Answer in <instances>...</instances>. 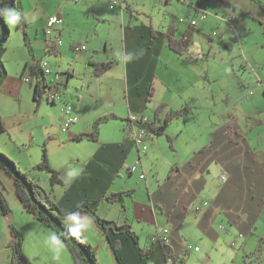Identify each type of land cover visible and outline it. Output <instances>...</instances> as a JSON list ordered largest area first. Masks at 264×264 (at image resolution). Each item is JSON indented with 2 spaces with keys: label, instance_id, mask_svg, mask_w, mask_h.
<instances>
[{
  "label": "crops",
  "instance_id": "obj_1",
  "mask_svg": "<svg viewBox=\"0 0 264 264\" xmlns=\"http://www.w3.org/2000/svg\"><path fill=\"white\" fill-rule=\"evenodd\" d=\"M4 1L2 0V2ZM227 1L230 6L221 2L226 7L233 9L228 14V20L225 19L227 15H223L222 19L226 20L229 25L228 28L233 27L232 31L236 33L237 16L235 11L241 6L235 3L234 0ZM27 2L35 3V7H44L40 11H44L46 15H43L41 21L44 17L45 20L46 18L48 20L50 15L59 14L57 12L52 13L59 0H19L18 5L14 7L21 13V21L16 29L22 33V38L20 37L18 43L23 50L20 55L17 54L15 49L16 54L13 53L14 51L9 53L8 49L11 47L9 45L5 47L2 56L6 64L7 75L0 83V114L5 123L6 131L0 133V150L6 152L20 167L24 166L25 169L23 170L28 171L34 180L40 182V177H42L43 185L51 191L52 196L63 211H71L86 200H99L97 203L98 209L103 203H107L109 206L103 205L109 208L110 211L114 209L117 213L116 219L112 220H117L121 224L129 223L139 238L140 246L144 249L151 248L148 255L142 257L131 238L122 234H113L112 240H117L120 246L117 251L120 258L119 262L109 238L96 224L91 214L87 211L79 212L82 218L87 217L91 221L90 226L82 231V235L87 238L89 234L90 239L93 240L88 239L92 246L96 242L97 250H95L96 253L97 251L99 253L100 264L103 261L104 264H170L169 260L165 259L159 240L154 239V236L164 228L170 229L171 240L169 244L173 247L175 254L183 256V250L186 248L184 246L186 234L182 228L189 219L191 220L189 218L191 207L197 205L195 203L203 196L202 193L209 184L208 189L211 193L208 194V198L204 199V201L208 200L209 202L208 204L203 203L201 206L203 212L198 215L200 219L196 224L201 234L209 239V246L204 252L199 253L201 251L200 247L193 245L194 251L198 254L196 257L191 255L188 261L185 259L186 264H213L210 248L214 247L215 241H219V230L217 228L224 227L222 225L224 218L237 227L241 237L251 233L256 228V221L259 214H261L260 212L264 209V142L261 141L264 137V129L257 132L261 133V137L257 139V142L254 141L252 134L251 139L247 135L248 132L254 130L256 125L264 124L262 119L264 111L257 112L252 109L249 112H243L235 103L241 102L242 104L243 101L245 104V100L261 102L262 99L259 95L257 100L248 99V96L243 98L242 96L237 101L232 102L229 106L236 105L234 106L236 113L232 115L231 119L228 118L221 126L215 123V127L211 129L209 135V142L199 149L196 147V151L184 163L178 164L176 159L168 160V169L163 176H159V168L156 163V160H159L156 149L157 144L152 147V150H148V143L144 138L147 131L142 135L144 144L147 145L145 151L128 136L125 126L127 124L126 119L129 118L131 113L145 115L149 121H152L155 108L162 102H167L168 108L172 109L184 106L192 107L197 106L204 96L203 86L199 83V80L197 82H180V79H174V74L170 72V70L176 69V66L170 62L178 64V60L187 61L189 55H193V53L189 54L187 50L185 34L181 36L169 30H159L154 27L152 19L149 26L144 25L141 27L143 40L138 42H136L135 36L139 25L128 26L129 28L123 27L120 54L112 59L111 68L100 75H95L91 62L102 61V59L89 58L88 64L91 66V70L86 69L85 78L76 83V96L78 99L74 102L70 99H64L66 104H71L72 112L79 116L78 122L72 123L67 131L62 130L66 133L69 131V138L73 134L90 130L94 120L104 113H115L119 116L116 119L117 122L112 124L115 129L109 131L105 127L103 130L100 126L99 140L93 142L95 144H87V148L84 147L89 151V155L75 157V164L81 165L75 169L76 171L72 172L68 169L64 171L63 167H56L66 184H52L49 172L44 170L39 172L35 168L36 164L41 161L42 154L33 159L34 155L31 153L30 146L27 145L26 141V137L32 133L34 128L29 127L28 132L21 129L18 130V133L11 134L7 123L8 118L11 116V119L15 118L14 123L16 126L21 127L20 123L23 121L38 119L41 111L52 103L45 97L46 88L50 86L47 83L46 74H44L43 81L41 74L37 76L31 71V67L38 68L37 61L44 58L39 55L35 47V40L38 39V29L35 28L34 34L31 32V25L27 19ZM109 2L110 8L116 9V5L111 7V0ZM119 4L122 6L123 1ZM259 5L261 4L259 3ZM262 9L264 11V8ZM195 11L196 16L203 13L197 7H195ZM231 13L234 14L233 20H229ZM62 17L63 23L57 25L56 30L60 36L63 35L65 24V17ZM260 21L262 22V20ZM197 25L198 21L196 20ZM43 30L45 33V27ZM43 37L45 40V54L63 53L65 48L59 49L58 45L53 51H48L46 49V33ZM170 38L179 40V43H181V40L185 41L182 53L173 49L170 45ZM63 44L64 40L61 45ZM112 44L114 45L112 49L115 51L116 44L113 42ZM25 45L29 47L26 54H24ZM32 48L33 50H31ZM107 48L108 40L105 51ZM87 49L86 46L85 49L80 50L85 51ZM99 52L97 50L96 54L99 55ZM121 56L122 60H119ZM67 70L69 73L66 86L70 77L76 74V69L72 72L69 71V68L63 71L67 72ZM262 75L264 76V71L263 74L257 75L256 79L260 92L264 93V79L259 77ZM55 78L57 89L61 91L58 84L64 81V77L60 75ZM176 81L181 83L179 88L175 86ZM94 82L97 85L95 89L92 88ZM37 83L41 87L44 83L48 85L42 90L39 101L35 93ZM86 84L87 88H85ZM91 90L95 91L91 93ZM250 94L252 95L251 91ZM102 96H105V98L99 99ZM8 99H12L15 109L2 115L3 107L9 108ZM105 100H108V102H103ZM90 101L93 103H90ZM180 101L181 106L179 107ZM98 104H102L104 107ZM193 113L194 110L191 114ZM243 115L251 121V126L247 123L245 129L241 124V116ZM64 119L65 117L62 114V122ZM102 130L105 131L104 134ZM109 132H112L111 135H109ZM216 166L217 169H221V172L218 171L217 173H220L222 178V183L217 186L212 183H215L219 177L211 179V174L215 171L212 167ZM172 167L174 169L172 174L169 175ZM60 168L63 170V174ZM147 168L150 174H148ZM138 169L141 170L139 177L144 181L143 184H137V187L133 188L130 179ZM67 171L70 172L68 177L66 176ZM142 175L144 176L142 177ZM120 190H132V193L126 195L123 201L110 202L101 199L105 193ZM138 192L144 193L141 198ZM146 193L148 194L145 195ZM17 199L16 201H18ZM22 211L19 210V212ZM13 214L12 220L14 221L0 222L2 227L0 229V264H11L13 249L10 246V240L13 235L10 224L12 223L24 235L23 250L29 258L30 264H74L73 257L58 229L44 225L35 218L36 221L42 223L41 226L45 230H39V226H36V224H33V227L27 225V223L19 225L16 216L18 211H14ZM218 218L221 221L220 227L215 224ZM136 222H138V225L135 224ZM51 233L57 234L63 243L62 251L58 256L53 245L48 241V235ZM143 241H145L144 245L141 243ZM186 250L188 249L186 248ZM238 255L239 253L232 254V264H239ZM241 255L245 257L243 253Z\"/></svg>",
  "mask_w": 264,
  "mask_h": 264
},
{
  "label": "rangeland",
  "instance_id": "obj_2",
  "mask_svg": "<svg viewBox=\"0 0 264 264\" xmlns=\"http://www.w3.org/2000/svg\"><path fill=\"white\" fill-rule=\"evenodd\" d=\"M121 1H123L122 6L117 3L115 4L116 9H111L109 0H59L58 5L52 10V13L57 12L65 17L64 31L61 36V38L63 37L62 41L64 40V44L58 45L59 49L65 48V50L63 53L58 54H45V40L43 37L45 33L43 29L44 27L46 28L47 18L45 20L44 17L43 21L40 20L43 15H46L44 11H40L44 7H35V3L33 2L26 3L27 19L31 25V32L34 34L35 28L38 29V39L35 40V47L39 55H42L44 59L49 61V68L52 71L51 74H46L47 83L54 85L57 83L56 76L61 75L64 77V81L58 84L61 89L60 98L62 97V99L59 98L55 103L46 106L41 111L38 119H30L29 121L20 123V126L23 128L16 126L14 123L15 118L11 119L10 116L7 122L8 130L11 134H14L18 133V130L21 129H25L28 132L27 129L29 127L34 128L32 133L29 132L31 134L26 137L27 145L30 146L31 153L34 155L33 159L43 154V149L46 147L48 160L53 169L58 170L56 167H63L64 171L68 169L74 172L77 167L81 166L75 164V157L88 156L89 151L85 149L87 148V144H95L88 141L76 142L68 140L69 131L67 133L62 131L61 120L63 106H67L73 111L71 104H66L64 99H70L72 102L78 99L76 96V83L85 78L86 69L91 70L88 59H102L105 61L114 59L117 57L116 55L120 54L123 27L129 28L128 26L134 27L138 24L139 29L135 36V40L138 42L143 40L141 27L144 25L149 26L151 19L154 27L159 30H169L181 36L185 34L187 50L189 54L193 53V55H189L187 61L178 60V64L170 62L176 66V69H172L170 72L174 74V79L178 78L180 82H197L199 80L204 91V96L197 106H192L194 110L193 114L174 119L169 123L163 134L150 135L147 133L144 136L148 143V150H152V147L157 144L156 149L159 160H156V163L159 168V176H163L166 173L168 160L176 159L178 164L184 163V161H187L193 155L196 147L199 149L205 143H208L211 129L215 127L214 124L216 123L221 126L228 118L231 119L232 115L236 113L234 106H239L243 112H249L252 109L257 112L264 111V93L260 92L256 79V76L260 73L263 74L264 71V26L259 22V20H264V11L256 0H234L235 3L241 6V8L235 11L237 16L235 23L237 27L236 33L232 31L233 27L230 26V29L228 28L229 25L226 21L228 20L230 10L233 8L226 7L219 0H170V2H166V0ZM195 7L201 9L207 17H201V13L196 16ZM223 15H227L225 17L226 20L222 19ZM192 19L198 21L197 26L191 24ZM17 25H8L10 33L4 46L10 45L11 47L8 49V52L12 53L14 51L13 53L16 54L15 50H17V54L20 55L23 48L20 47L18 42L20 37L22 38V33L16 29ZM107 40L108 48L105 51ZM112 42L116 44L115 51L112 49L114 46ZM78 43L86 44L88 49L85 51L76 50L74 45ZM25 46L24 54L29 50V47ZM241 49L244 52H241ZM97 50L100 51L99 55L96 54ZM120 58L119 60H122V56ZM68 68L70 72L76 69V74L70 77L69 83L66 86L69 72L68 70L67 72L63 70ZM259 77L264 79L263 75ZM41 78L44 79L42 74ZM175 84L176 88H179L181 83L176 81ZM96 87L97 85L94 82L92 88L95 89ZM85 88H87V84ZM94 91L91 90V93ZM258 95L262 99L261 102L245 100V104L242 101V104L241 102H236V105L233 107L229 106L242 96L243 98L248 96V99L257 100L259 99ZM103 98L105 96L99 99ZM103 102H108V100ZM8 103L10 104L9 108L3 107L2 115L15 109L12 99H8ZM90 103L93 102L90 101ZM179 103L180 107L181 101ZM98 105L102 106V104ZM262 115V119L264 120V114ZM115 122H117L116 118H112L103 122L100 126L103 130L107 127L109 131H112L115 129L112 124ZM247 123L251 126V121L245 115L241 116V124L244 129ZM261 129H264V124L256 125L252 132H248L247 136L251 139L252 134L255 139L254 141L257 142V139L261 137V133L257 132ZM111 133L109 132V135ZM168 136L172 139V144ZM262 138L261 141L263 143L264 137ZM0 152L6 154L2 150ZM18 166L20 167L19 164ZM212 168L215 171L212 172L211 179L219 177L212 184H216V186L220 185L222 178L221 174L217 172H221V169H217V166ZM21 169L24 171L25 167L23 166ZM62 169L60 170L61 172L63 171ZM147 170L148 174H150L148 168ZM38 171L41 172L43 170ZM69 171L66 172L67 177L70 175ZM24 172L28 173V171ZM140 172V169L136 170L130 179L133 188H136L137 184H143L144 180L139 177ZM28 175L31 177L29 173ZM0 177L5 184L6 189L4 191L11 206L9 216L5 217L0 212V222L14 221L12 220V214L14 211H18L16 216L17 220H19V225L27 223V225L33 227V224H36V226H39V230H45L41 226L42 223L36 221L31 214L26 212L21 201L19 199L16 201L18 197L15 194L13 180L5 175L4 171L0 173ZM40 179V182H37L47 190L51 198L58 204L52 196L51 191L43 185L42 177ZM209 186L210 184L203 191V196L200 200L195 203L199 205V209L196 208L197 205L191 207L189 214L191 220L189 219L182 228L186 234L184 246L188 249L184 248L183 256L187 261L191 255L192 257H196L198 254L194 251L193 245L200 247L201 251L199 253L204 252L209 246V239L203 236L196 226L200 219L198 215L203 212L201 206L206 201L209 202L208 200L204 201V199L209 197L208 194L211 193L208 189ZM142 194L144 193L138 192L140 198ZM103 204L109 206L107 203ZM103 204L100 206V209L97 208V213L108 220L116 219V211L114 209L110 211ZM19 210H23L25 213H22L23 211L19 212ZM260 213L256 221V228L245 237L240 236V232L235 225L227 222L225 218L223 219L222 225L224 227L217 228L219 230V241H215L214 247L210 248L211 255H209L213 260V264H232L231 257L233 253H239V264H264V209ZM135 224L138 225V222ZM215 224L217 227L221 226L219 218ZM84 238L90 243L88 240L90 239L89 234L87 238ZM90 240L93 241L92 239ZM141 243L144 245L145 241ZM93 247L96 249V242H94ZM97 257L99 261L98 251ZM102 264H104V261Z\"/></svg>",
  "mask_w": 264,
  "mask_h": 264
},
{
  "label": "trees",
  "instance_id": "obj_3",
  "mask_svg": "<svg viewBox=\"0 0 264 264\" xmlns=\"http://www.w3.org/2000/svg\"><path fill=\"white\" fill-rule=\"evenodd\" d=\"M221 1L224 2L226 5L230 6V3L227 0H221ZM257 1L261 4L262 8H264V4H263L264 0H257ZM166 2H170V0H166ZM18 3L19 0H15V4L12 8L18 5ZM2 20L5 21L3 17ZM260 23L261 25L264 26V21L262 22L260 21ZM6 27L9 30L8 25H6ZM8 36L9 33L7 34V38ZM180 42L181 43H179V40H174L173 38H170V45L173 47V49L177 52L182 53L184 50L185 41L181 40ZM53 50H48V51H53ZM4 51H5V46L3 43L0 45V83L7 75V69L2 59ZM112 64H113V60H107V61L102 60V61L91 62L93 73L95 75H100L106 72L108 69L111 68ZM31 71L37 76L42 74L44 77L45 74L44 70L40 66L38 68L31 67ZM45 87H48L46 83H44L43 87H41L39 83H37L35 93L38 101L40 100L39 97H41L42 90H44ZM192 112H193L192 107L184 106L181 108L172 109V108H168L167 102H162L155 108L154 119L150 123L144 126L147 133L160 135L165 132L169 123H171L174 119L187 116ZM118 117L119 116L115 113H104L103 115H100L94 120L92 128L90 130L73 134L69 138V140L76 142H80V141L97 142L100 138V125L103 122L108 121L109 119L112 118L117 119ZM126 121L128 123L129 118H127ZM125 127L127 129L128 136L132 138L128 125L126 124ZM4 131H6V127L2 119V116L0 114V133ZM170 139L171 138L169 137V140ZM134 142L136 143L135 140ZM171 144H172V139H171ZM0 156L2 158V160H0V173L4 171L5 175H7L9 178L13 180V186L15 189L16 196L21 201L26 212L31 214L35 219L39 220L44 225L54 227L55 229H58L62 233L64 242L73 257L74 264H90V263L99 264V261L95 248L90 243L87 242V240L84 238L82 233L79 237H74V238L80 242L84 250H82L77 244H75V242L62 231L61 226L64 227L66 230L68 229V225L64 222V217L67 213L70 212L79 213L82 211H87L91 214L96 224L109 238L112 248L115 251V254L119 262H120V258L117 254V251L120 246L117 240H112L113 234H122L128 238H131L136 244L140 252V255L142 257L147 256L148 253L151 251V248L144 249L143 247L140 246L139 238L137 234L132 230L131 225L129 223L125 222L121 224L116 220H108L104 217H101L97 213V203L99 200H92V201L86 200L85 202L81 203L79 206H77L71 211H63L60 208V206L51 198L47 190L39 182L33 180L28 175V173L22 171V169L18 166L17 162L14 159H12L9 155L3 152H0ZM6 164H8L9 167H7ZM35 168L38 170H44L49 172L52 184H65L66 182L61 177L59 171L51 167L50 162L48 160L46 147L43 149L41 161L36 164ZM173 169L174 168L172 167L171 172H169V175L172 174ZM27 187H30L35 197V200H33ZM5 189H6L5 184L2 178L0 177V212L2 215L7 217L11 213V206L4 191ZM131 193L132 190H120L116 192H108L105 193L101 199H105L110 202L123 201L126 195H129ZM40 206H42L43 209ZM50 215H52L60 225H57L55 222H53ZM10 228L13 235L12 239L10 240V246H12L13 249L11 264H30L31 262L23 250L24 235L13 224H10ZM159 242L161 247L163 248L166 260L171 259L172 264H186L184 256L175 254L173 247L169 243H165L161 241ZM84 251L87 253V256L85 255Z\"/></svg>",
  "mask_w": 264,
  "mask_h": 264
},
{
  "label": "built area",
  "instance_id": "obj_4",
  "mask_svg": "<svg viewBox=\"0 0 264 264\" xmlns=\"http://www.w3.org/2000/svg\"><path fill=\"white\" fill-rule=\"evenodd\" d=\"M111 7H114L115 4L121 3V0H111ZM205 13H202V17H205ZM234 19V14L229 15V20ZM63 23V17L59 14H52L48 17L45 33L47 36L46 39V49L47 50H53L56 48L57 45H60L63 41L62 38L57 30V25ZM192 25H196V20L192 19L191 21ZM85 44H78L75 45L76 50L85 49ZM38 65L44 70L45 74H48L51 72V69L49 68V61L47 59H39ZM60 90L57 89L56 85H50L48 88H46L45 97L47 100L51 102H55L57 99L60 98ZM62 114L65 117L64 121L62 122V130L67 131L70 127V125L74 122H77L79 120V116L77 114H74L69 107L63 106L62 107ZM150 123L149 119L145 115H140L136 113H132L129 116V121L127 123L128 128L130 129V134L132 135V138L136 141L138 145L141 146L142 150L145 151L147 149V145H145L143 142V134L146 132L145 126L146 124ZM144 175H142L143 177ZM205 204H208L206 201ZM199 209V206L197 207ZM154 239H158L161 242L170 243L171 236H170V229L164 228L160 230L156 236H154ZM198 249V247H196ZM170 264H172L171 259L169 260Z\"/></svg>",
  "mask_w": 264,
  "mask_h": 264
},
{
  "label": "clouds",
  "instance_id": "obj_5",
  "mask_svg": "<svg viewBox=\"0 0 264 264\" xmlns=\"http://www.w3.org/2000/svg\"><path fill=\"white\" fill-rule=\"evenodd\" d=\"M0 17H3L5 22L12 26L17 25L21 21V13L12 7L0 8ZM64 222L68 225L67 230L73 237H79L82 231L86 230L91 223L87 217L82 218L77 212L67 213L64 217ZM48 241L53 245L55 253L58 256L63 248L61 238L57 234L51 233L48 235Z\"/></svg>",
  "mask_w": 264,
  "mask_h": 264
},
{
  "label": "water",
  "instance_id": "obj_6",
  "mask_svg": "<svg viewBox=\"0 0 264 264\" xmlns=\"http://www.w3.org/2000/svg\"><path fill=\"white\" fill-rule=\"evenodd\" d=\"M14 4H15V0H5L4 2H2V3L0 4V8L13 7ZM6 25H7V24L5 23V21H3V20H2V17H0V27H1L0 45L3 44V43H5V41L7 40V34L10 33L9 30L7 29ZM0 160H2L1 156H0ZM6 166L9 167L8 164H6ZM16 176H17V175H16ZM27 188H28V190H29V192H30V195L32 196L33 200H35V197H34L32 191H31L30 187H27ZM40 207L43 209L42 206H40ZM50 216H51V219H52L53 222H55L57 225H60V224L58 223V221H57L52 215H50ZM61 228H62L63 232H64L67 236H69V237L75 242V244H77L82 250H84V249H83V246L80 244V242H79L77 239H75V238H74V237L68 232V230H66V229H65L64 227H62V226H61ZM84 253H85V255L87 256V253H86L85 251H84ZM90 264H91V263H90Z\"/></svg>",
  "mask_w": 264,
  "mask_h": 264
}]
</instances>
